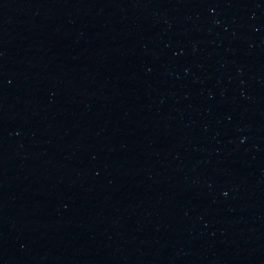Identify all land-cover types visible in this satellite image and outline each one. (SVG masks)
Here are the masks:
<instances>
[{
    "label": "water",
    "instance_id": "water-1",
    "mask_svg": "<svg viewBox=\"0 0 264 264\" xmlns=\"http://www.w3.org/2000/svg\"><path fill=\"white\" fill-rule=\"evenodd\" d=\"M0 264H264V0H0Z\"/></svg>",
    "mask_w": 264,
    "mask_h": 264
}]
</instances>
